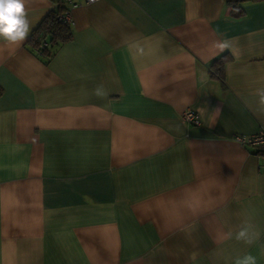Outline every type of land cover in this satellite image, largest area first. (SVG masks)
I'll list each match as a JSON object with an SVG mask.
<instances>
[{"label":"crops","instance_id":"obj_1","mask_svg":"<svg viewBox=\"0 0 264 264\" xmlns=\"http://www.w3.org/2000/svg\"><path fill=\"white\" fill-rule=\"evenodd\" d=\"M62 1L0 39V264H264V0L82 4L47 60Z\"/></svg>","mask_w":264,"mask_h":264},{"label":"trees","instance_id":"obj_2","mask_svg":"<svg viewBox=\"0 0 264 264\" xmlns=\"http://www.w3.org/2000/svg\"><path fill=\"white\" fill-rule=\"evenodd\" d=\"M226 5L231 8L232 17L242 15V5L247 1L256 0H224ZM63 1L51 10L50 13L42 20L38 27L33 31L29 43L36 54L45 59H50L53 55V48L59 44L65 43L71 39V31L68 25L58 21V17L64 9ZM45 42L46 46L40 48V44ZM224 64V59L216 61L210 68L212 76L222 80L220 72Z\"/></svg>","mask_w":264,"mask_h":264},{"label":"clouds","instance_id":"obj_3","mask_svg":"<svg viewBox=\"0 0 264 264\" xmlns=\"http://www.w3.org/2000/svg\"><path fill=\"white\" fill-rule=\"evenodd\" d=\"M26 0H0V39L10 43L20 42L28 32L29 23L25 13ZM248 229L242 228L236 239H246ZM251 243V240H247ZM235 264H256V258L246 255L238 258Z\"/></svg>","mask_w":264,"mask_h":264},{"label":"built area","instance_id":"obj_4","mask_svg":"<svg viewBox=\"0 0 264 264\" xmlns=\"http://www.w3.org/2000/svg\"><path fill=\"white\" fill-rule=\"evenodd\" d=\"M98 0H63L64 9L58 17V21L62 24L70 26L72 23L71 11L83 5H91ZM45 42L40 44V48L45 47ZM182 120L185 123L191 125H198L199 118L193 111H185L182 114ZM236 141L241 145H247L252 148L261 149L264 148V129H260L256 134L251 136H236Z\"/></svg>","mask_w":264,"mask_h":264}]
</instances>
